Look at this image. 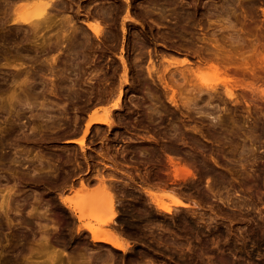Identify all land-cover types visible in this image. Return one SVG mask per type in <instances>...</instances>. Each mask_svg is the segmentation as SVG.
Returning <instances> with one entry per match:
<instances>
[{
  "label": "rangeland",
  "instance_id": "obj_1",
  "mask_svg": "<svg viewBox=\"0 0 264 264\" xmlns=\"http://www.w3.org/2000/svg\"><path fill=\"white\" fill-rule=\"evenodd\" d=\"M29 1L0 0V264H264V68L260 67L264 65V0H153L160 6L156 11H162L165 17L143 13L152 0H131L136 13L134 21H127L126 33L124 0H59L57 7L50 8V13L55 11L51 14L57 23L51 30L39 29L40 39V33L21 20L26 13L32 15L33 5L47 0ZM66 14L74 15L82 33L77 30L76 42L66 40L62 50L54 43L56 34L69 32L61 29L60 18ZM229 16L235 29L228 27ZM90 17L102 22L105 30L101 37L86 26L85 20ZM15 19L21 22L18 20V24ZM81 27L90 31L83 33ZM239 28L241 32L236 30ZM239 32L245 40L243 49L231 39ZM50 34L53 39H49ZM83 35L91 38L87 39L89 44ZM22 36L28 40H22ZM45 36L55 46L47 44L45 38L49 49L45 45L36 49L35 43L43 42ZM77 36L86 46L77 42ZM216 36L234 54L221 65V72L205 64L218 54L208 42ZM253 42L257 43L258 57L251 51ZM122 55L127 66H132L128 67V83L124 84ZM162 56H173L175 60L168 62ZM244 56L250 66L254 63L257 67L255 77L249 73L244 77L243 70L235 73L238 66L244 67ZM46 57L48 62L51 57L58 59L50 66L45 64ZM184 57L194 63L186 67L180 63ZM151 61L156 65L155 79L148 74ZM199 61H206L202 68ZM226 65L230 66L229 74L224 73ZM165 66H169L170 74L163 73ZM159 75L174 84L178 106L170 102L172 88H165ZM227 81H232L228 87L235 82H252L249 84L254 89L233 88L238 97L235 101L226 94ZM121 87L125 92L124 107L113 116L114 126L93 125L83 145L76 142L84 137L85 123L92 111L110 107ZM188 97L194 101L191 106L183 103ZM144 129L151 130V134L155 131L159 139L164 137L161 145L154 143V147L144 140V149H139H147L146 155L129 138L134 133L148 134ZM175 129L177 133L173 132ZM173 133L177 134L176 142L171 140ZM151 149H156L155 153ZM169 157L190 173L175 185L177 193L169 194L161 187L158 191L166 203L183 200L190 205L162 213L140 186L172 182L168 175ZM98 173L114 181L112 187V183H107L113 192L124 190L120 196L117 193L121 199L117 201L120 216L114 227L117 235L131 244L127 251L108 243H95L83 225L107 230L109 227L101 224L92 210L93 217L87 213L89 216L82 221L80 213L70 207L86 193L93 191L91 194L96 195L103 190L97 186ZM143 176H149L148 182H143ZM88 178L94 183L86 192L81 183ZM83 188L85 194L81 192ZM122 217L130 218L129 222L140 218L139 227L129 230V222L119 220Z\"/></svg>",
  "mask_w": 264,
  "mask_h": 264
},
{
  "label": "bare ground",
  "instance_id": "obj_2",
  "mask_svg": "<svg viewBox=\"0 0 264 264\" xmlns=\"http://www.w3.org/2000/svg\"><path fill=\"white\" fill-rule=\"evenodd\" d=\"M57 1H58V4H59V0H47L46 2H44L43 4H42V2L40 1L39 3H41V4H37V5H33L32 6V9H31V11H32V15L31 16H29V15H27V13H26V17H24L21 21H22V23H26L27 25H30V29L32 28H34V31L37 33H40L39 34V39H40V36H42L41 35V31H39V29H41V28H44V29H46V28H49L50 30H51V27L53 26L54 27V25L53 24H56L57 23V21H56V23H55V21H54V19H53V15H54V13H55V11H54V13L53 12H51V13H53V15L50 13V8H55V7H57ZM71 1V0H70ZM76 1V0H75ZM79 1V0H78ZM90 1V0H89ZM99 1V0H98ZM124 1H126L127 2V9H126V16H125V19H124V23H123V32L124 33H126L127 32V27L125 26L126 24H127V21L128 20H130V21H134V10L132 9V5H131V0H124ZM144 1V0H143ZM30 2H33V1H29V3ZM64 2V1H63ZM74 2V1H73ZM28 2H27V4L26 5H30ZM76 3V2H75ZM96 3V2H95ZM156 3L157 2H155V1H153L152 0V3L150 2V4H152V5H146L148 8H145L146 10H145V12H143V13H146V14H156V13H160V16H164V14H163V12L162 11H159V12H157L156 11V9L155 8H157V9H159V7L156 5ZM36 4V3H35ZM64 4H65V2H64ZM64 4H62V6L64 5ZM71 5H72V3H70ZM141 4V3H140ZM60 5H61V1H60ZM60 5H59V9H61V7H60ZM68 5H69V3H68ZM67 5V6H68ZM84 5V4H83ZM82 5V6H83ZM88 5V4H87ZM103 5V4H102ZM165 5V4H164ZM172 5V4H171ZM75 6V5H74ZM80 6V5H79ZM79 6H78V8H79ZM82 6H80V7H82ZM85 6V5H84ZM106 6V5H105ZM117 6V5H116ZM64 7V6H63ZM88 7H89V5H88ZM96 7V6H95ZM94 7V8H95ZM107 7V6H106ZM69 8V7H68ZM82 8H84V7H82ZM87 8V7H86ZM85 8V9H86ZM164 8V7H163ZM226 7H224L223 8V10L225 9ZM48 9H49V12H48ZM64 9V8H63ZM66 9V8H65ZM71 9V8H70ZM81 9V8H80ZM90 9V8H89ZM106 9V8H105ZM108 9V8H107ZM54 10H56V9H54ZM58 10V9H57ZM68 10V9H67ZM73 10V9H72ZM78 10V9H77ZM88 10V9H87ZM94 10V9H93ZM160 10V9H159ZM163 10V9H162ZM51 11H52V9H51ZM165 11V10H164ZM79 12H81V11H79ZM101 12H103V11H101ZM137 12H139V11H137ZM142 12V11H141ZM73 13V12H72ZM89 13V12H88ZM104 13V12H103ZM116 13V12H115ZM136 13V12H135ZM196 13V12H195ZM62 14V13H61ZM69 14V13H68ZM68 14H66L65 16H63L62 17V19L60 18V20L61 21H63V23H62V26H61V29H62V32L63 31H69L68 33L66 32V33H60V34H62V35H60V34H56L57 35V40L55 39V43H54V41H50V42H48V40L49 39H53V38H51V36H52V34H54V33H52V34H50V38L47 40V35L42 39V41L45 39L47 42V44H50V43H52V45H53V47L55 46L54 44H59L62 48L64 47V46H62V44H64L65 45V42H66V40L68 41V42H70V43H74V42H76V41H74V38L76 37L75 36V34H76V32H80V28H79V30H78V26H77V22H75V20L74 19H76V18H74L73 16L74 15H72V14H70V15H72V16H69ZM74 14H76V13H74ZM78 14V13H77ZM76 14V15H77ZM56 15V14H55ZM68 15V16H67ZM107 15V14H106ZM141 15V14H140ZM180 15H182V13L180 14ZM195 15V14H194ZM21 16V15H20ZM25 16V15H24ZM67 16V17H66ZM90 16V15H89ZM186 16V15H185ZM192 16V15H191ZM75 17H77V16H75ZM95 17V16H94ZM92 18V20H91V17H90V20H85V24H86V26L95 34V36H97V37H101V34L103 33V31L105 30V28L102 26L103 24H101L102 22H100V20H99V18L97 17V18ZM138 17V16H137ZM143 17V16H142ZM146 17V16H145ZM165 17V16H164ZM181 17V16H180ZM17 18V17H16ZM20 18V17H19ZM54 18H56V16L54 17ZM103 18V17H102ZM192 19H193V16L191 17ZM21 19V18H20ZM20 19H18L19 20V22H21L20 21ZM140 19H141V17H140ZM166 19V18H165ZM16 20V19H15ZM18 20H16L15 22L16 23H18L19 24V22H18ZM55 20H57V19H55ZM78 20V19H77ZM84 20V19H83ZM159 20V19H158ZM161 20V19H160ZM159 20V21H160ZM158 21V22H159ZM219 21V20H218ZM217 21V22H218ZM226 21H227V24H228V27H230L231 29H235V27H236V24H234L233 22H232V20L230 19V16L228 17V18H226ZM212 22H216V19H215V21L214 20H212ZM211 22V23H212ZM22 23H20V24H22ZM176 23H177V21H176ZM17 24V25H18ZM175 24V23H174ZM188 24H189V22H188ZM187 24V25H188ZM197 24V23H196ZM24 25V24H23ZM26 25V26H27ZM33 27H32V26ZM58 25V24H57ZM57 25H55V27H58ZM79 25V24H78ZM82 25H84V24H82ZM159 25V24H158ZM177 25V24H176ZM186 25V26H187ZM193 25V24H192ZM202 25V24H201ZM211 25V24H210ZM196 26V25H195ZM194 26V27H195ZM29 27V26H28ZM181 27V26H180ZM59 28H60V26H59ZM64 28H65V30H64ZM68 28V29H67ZM82 28V27H81ZM182 28V27H181ZM19 29V28H18ZM29 29V28H28ZM61 29H60V31H61ZM71 29V30H70ZM83 29V33H84V30H85V28H82ZM48 30V29H47ZM78 30V31H77ZM89 30V31H90ZM182 30V29H181ZM180 30V31H181ZM236 30H240V32L242 31V28L240 29H236ZM30 31V30H29ZM33 31V30H32ZM32 31H30V32H32ZM46 30H44V32H45ZM71 31V32H70ZM85 31H88V29L87 30H85ZM88 31V32H89ZM111 31V30H110ZM170 31H171V29H170ZM116 32V31H115ZM240 32H239V34L236 36V37H234V36H231V39L234 41V42H232L233 44L235 43V41H236V43H238V44H240V47H241V45H242V49H243V46L245 45V40H243L242 38V36L243 35H241L240 34ZM19 33V32H18ZM56 33V32H55ZM80 33H82V32H80ZM114 33V32H113ZM204 33V32H203ZM33 34H35V33H33ZM215 34L216 33H214V35L213 36H215ZM237 34V33H236ZM18 35V34H17ZM36 35V34H35ZM233 35V34H232ZM241 35V36H240ZM16 36V35H15ZM24 36V35H23ZM22 36V37H23ZM33 36V35H32ZM31 36V37H32ZM38 36V35H37ZM44 36V35H43ZM54 36V35H53ZM59 36V37H58ZM61 36V37H60ZM204 36H206V37H208L207 35H203V37ZM24 37H26V36H24ZM23 37V39L22 40H26V38H29V37H26V38H24ZM48 37H49V35H48ZM83 37H87L85 40H87V39H91L90 37H88L87 35L86 36H84L83 35ZM202 37V38H203ZM203 38L205 41H206V39L207 38ZM36 38V37H35ZM76 39V38H75ZM77 39H78V36H77ZM82 39V38H81ZM5 40V39H4ZM7 40V39H6ZM28 40V39H27ZM26 40V41H27ZM37 41H39L38 39H36ZM45 40L43 41V42H39V43H35V44H37L38 45V47L36 48V49H38L39 48V46H44L46 43H45ZM79 40V39H78ZM83 40H84V38H83ZM89 40H87V44H89L88 43V41ZM8 41V40H7ZM93 41V40H92ZM220 40H219V38H217V36H216V38L215 37H212V38H209L208 39V42H209V44H212L214 47H216L217 49L216 50H218V54H216L217 56H215L214 55V57L216 58V59H211L210 61H209V59H208V61L205 63L204 61H199V65H201V68H202V64H206L208 67H210L211 69H214L216 72H221V65H224L223 63H227V62H229L230 61V59L232 58V56L234 57V54H230L231 53V51L230 50H228V49H226V46L224 45V44H222V43H220L219 42ZM258 41V40H257ZM23 42H25V41H23ZM77 42H79V44L81 45L82 43H83V41L80 43V40L79 41H77ZM84 42V43H85ZM90 42V41H89ZM54 43V44H53ZM92 43V42H91ZM254 44H253V50H251L254 54H255V56L258 54H260V53H257V52H259V51H257V49H258V46H257V43L256 42H253ZM46 44V45H47ZM68 44V43H67ZM66 44V45H67ZM205 44V43H204ZM37 45H35V46H37ZM46 45L44 46V47H46ZM52 45H50L51 47H52ZM71 45H76V44H71ZM80 45H77V46H79V47H81ZM83 45V44H82ZM85 46H86V44H84ZM84 45H83V47H84ZM148 45V44H147ZM207 45V43L205 44V46ZM260 45V44H259ZM49 46V45H48ZM58 47V48H60L61 49V47ZM209 46V45H208ZM50 47V48H51ZM57 47V46H56ZM88 47V46H87ZM133 47V46H132ZM21 48H23V47H21ZM26 48V47H25ZM24 48V50H26ZM40 48H42V47H40ZM65 48V47H64ZM64 48L62 49V50H64ZM66 48H67V46H66ZM69 48V47H68ZM82 48V47H81ZM45 49H49L48 47H46ZM80 49V48H79ZM87 49V48H86ZM215 49V48H214ZM38 50H40V49H38ZM57 50V49H56ZM68 50H72V48H70V49H68ZM83 51L85 50V49H82ZM89 50V49H88ZM124 50V49H123ZM209 50V49H208ZM259 50V49H258ZM51 51V50H50ZM73 51V50H72ZM76 51V50H75ZM83 51H81V52H83ZM214 51V50H213ZM19 52H20V49H19ZM77 52V51H76ZM251 52V53H252ZM20 53H22V52H20ZM42 54H43V52H41ZM69 53V52H68ZM72 53V52H71ZM71 53H69V54H71ZM74 53V52H73ZM91 53V52H90ZM150 53V52H149ZM233 53V52H232ZM17 54V53H16ZM19 54V53H18ZM214 54V53H213ZM41 55V54H37V57H39V56ZM44 55H46V54H44ZM187 55V54H186ZM249 55H252V54H249ZM36 56V55H35ZM151 57H150V59L152 60V58H153V55L151 54L150 55ZM31 57V56H30ZM40 57H43L42 55L40 56ZM83 57V56H82ZM163 57V59L165 60V61H168V62H170V60L172 59V58H174L173 56H170V57H167V56H162ZM187 57H188V55H187ZM187 57H184L183 59H181L182 61L180 62V63H182L183 65L185 64V66L187 67V65L188 64H193L194 62H192L191 60H190V58H187ZM213 57V58H214ZM249 57V56H248ZM253 57H254V55H253ZM256 57H258V56H256ZM34 58V57H33ZM44 58V57H43ZM47 58V57H46ZM50 58V57H49ZM60 58V57H59ZM85 58V57H84ZM121 61L123 62V64H124V66H125V75L123 76V80H122V84H124V82L126 83H128V80H129V78H128V67H130V66H127V59L124 57V55H122L121 57ZM206 58V57H205ZM208 58V57H207ZM218 58V59H217ZM36 59V58H35ZM34 59V60H35ZM45 59V58H44ZM58 59V57H51V59H49L50 61L48 62V58H47V61L45 60V64H47V65H50V66H52V65H54V63L56 62V60ZM82 59V58H81ZM202 59H204V58H202ZM257 59V58H256ZM33 60V59H32ZM39 60H40V58H39ZM38 60V61H39ZM173 60H175V59H172V61ZM176 60H177V58H176ZM226 60V61H225ZM233 60V59H232ZM243 60H244V63H243V65H244V67H242V68H240L238 65V67L236 68V70H235V73L237 74V73H240V72H238V70H243V72H241L243 75H244V77H246L247 75L246 74H253V76L255 77V75L257 74V67H254V63L252 64V66H250V62L246 59V56H244L243 57ZM178 61H179V59H178ZM40 62H41V64L42 65H44L43 63H42V60H40ZM82 62V61H81ZM231 62H233V61H231ZM50 63V64H49ZM166 63V62H165ZM175 63V62H174ZM174 63H172L171 62V64H173L174 65ZM179 62H177L176 64H180ZM79 64V63H78ZM166 64H168V63H166ZM230 64H232V63H230ZM38 65V64H37ZM41 65V66H42ZM73 65V64H72ZM169 65H170V63H169ZM199 65H197V66H199ZM229 65V64H228ZM228 65H226L225 66V69H226V71L224 72V73H227L229 70H230V66H228ZM233 65V64H232ZM235 65V64H234ZM240 65V64H239ZM23 65H21V67H22ZM71 66V65H70ZM76 66H77V64H76ZM155 63H154V61H151V64L148 66V74H149V76H151L152 77V79H155L154 78V73L156 72V70H155ZM172 66V65H171ZM175 66V65H174ZM177 66V65H176ZM184 66V67H185ZM190 66V65H189ZM193 66V65H192ZM259 66V65H258ZM20 67V68H21ZM49 67V66H48ZM54 67V66H53ZM53 67H51V69L53 68ZM132 67V66H131ZM130 67V68H131ZM169 66H165V69H164V72L163 73H165V72H169V74H170V72H172L169 68H168ZM179 67V66H178ZM185 67V68H186ZM195 67V66H194ZM203 67H204V65H203ZM207 67V68H208ZM260 67L261 68H264V65H260ZM42 68V67H41ZM40 68V69H41ZM44 68V67H43ZM115 68V67H114ZM171 68V67H170ZM189 68V67H188ZM190 68L192 69L193 67H191L190 66ZM197 68V67H196ZM199 68V67H198ZM223 68H224V66H223ZM24 69V68H23ZM45 69V68H44ZM50 69V68H49ZM178 69V68H177ZM180 69V68H179ZM182 69V68H181ZM180 69V70H181ZM190 69V70H191ZM22 69H20V71H21ZM34 70V69H33ZM42 70V69H41ZM57 70V69H56ZM174 70V69H173ZM176 70V69H175ZM184 70V69H183ZM186 70H188V69H186ZM260 70H262V69H260ZM259 70V71H260ZM24 72H25V69L23 70ZM32 71V70H31ZM26 72L28 73V70H26ZM45 72V71H44ZM188 73H189V71H187ZM222 72H223V70H222ZM41 73V72H40ZM182 73V75L183 76H185L186 74V72L184 73L183 71L181 72ZM231 73V72H230ZM234 73V74H235ZM29 74V73H28ZM51 74V73H50ZM193 74V73H192ZM223 74V73H222ZM227 74H229V73H227ZM172 75H173V73H172ZM191 75V74H190ZM233 75V74H232ZM246 75V76H245ZM258 75V74H257ZM41 76V75H40ZM165 76V75H164ZM163 75H159V78H160V80L162 81V84H163V82H165V84H164V86H165V88H169V89H171L172 91H173V93H172V96L169 98V100H170V102L173 104V105H175V106H178V100L176 99L177 97H176V94H177V89L176 88H174V84H172L171 85V83L167 80V81H165V80H163V77H164ZM257 77V76H256ZM94 78V77H93ZM233 78V77H232ZM231 77H230V79H232ZM236 78H239V77H236ZM241 78V77H240ZM239 78V79H240ZM244 79V78H243ZM228 80V79H227ZM81 81V80H80ZM176 80H174L173 82H175ZM237 81V80H236ZM246 81V80H245ZM244 81V82H245ZM75 82V81H74ZM113 82V81H112ZM133 82V81H132ZM232 82V81H231ZM230 81L228 82H226V94H227V96L230 98V99H234L235 98V101H236V99L238 98V97H236V94H235V92H234V90H233V88H238V86L240 87H242V88H248V89H250L252 86L250 85V84H252V82H249L248 83V81H247V84H240V85H237L236 84V82H235V85L232 83L231 85H233L232 87H228V85H229V83H231ZM240 82H242L241 80H240ZM244 82H242V83H244ZM246 83V82H245ZM75 84V83H74ZM253 85V84H252ZM78 86H80V85H78ZM178 86H179V84H178ZM236 86V87H235ZM73 88V87H72ZM209 89H210V87H208ZM253 88V87H252ZM251 88V89H252ZM204 89V88H203ZM206 89V88H205ZM212 89V88H211ZM254 89V88H253ZM117 90V89H116ZM115 90V91H116ZM261 90H263V89H261ZM74 91V90H73ZM203 91V90H202ZM208 91V90H207ZM117 92V91H116ZM149 92V91H148ZM209 92V91H208ZM262 92V91H261ZM264 92V91H263ZM124 91H123V88L121 87L120 88V91H119V94H118V98H117V100H116V102H114L110 107L108 106H106V107H103V109H101L102 111H103V113H102V111L101 110H93L92 111V113L89 115V117H88V119H87V121H86V123H85V125H86V128H85V133L83 134L84 135V137L82 138V139H79V140H76V142H79V143H81L82 145H83V143H84V141H85V136L89 133V131H90V127H92L93 125H97V124H107V125H109L111 128H112V126H114L113 124H114V122H115V119H113L114 117H115V115L117 114L118 115V110L119 109H121V107L123 106V104H122V101H123V96H124ZM150 93V92H149ZM203 93V92H202ZM116 94V93H115ZM114 94V95H115ZM108 95V94H107ZM113 95V96H114ZM117 95V94H116ZM238 96V95H237ZM82 97V96H81ZM107 97V96H106ZM113 98V97H112ZM189 98V97H188ZM107 99V98H106ZM115 99V98H114ZM191 100L192 99H187L186 101L184 100V102L183 103H185V105H187V106H191L192 105V103L194 102H191ZM238 100V99H237ZM100 101V100H99ZM240 101V100H239ZM74 102V101H73ZM238 102V101H237ZM102 103V102H101ZM154 103V102H153ZM96 104V103H95ZM195 105V104H194ZM157 106V105H156ZM159 106V105H158ZM157 106V107H158ZM124 107V106H123ZM149 107V106H148ZM155 108V107H154ZM189 108V107H188ZM153 109V108H152ZM171 109V108H170ZM128 110H130V109H128ZM88 111V110H87ZM101 111V112H100ZM174 111V110H173ZM160 112V111H159ZM145 114V113H144ZM156 114V113H155ZM158 114V113H157ZM160 115V114H159ZM114 116V117H113ZM143 118V117H142ZM138 121V120H137ZM137 123V122H136ZM135 123V125H137ZM140 123V122H139ZM145 124V123H144ZM141 125V124H140ZM100 126V125H99ZM135 127V126H134ZM147 127V126H146ZM151 127V126H150ZM174 127H175V125H174ZM174 127H172L173 129H174ZM93 128V127H92ZM99 128V127H98ZM155 128V127H154ZM142 129V128H141ZM144 130H146V129H144ZM156 130V129H155ZM171 130V129H170ZM116 131V130H115ZM162 131H165V129L164 130H162ZM176 131V129L173 131V132H175ZM153 133L155 132V131H152ZM158 132V131H157ZM172 132V131H171ZM227 132V131H226ZM238 132V131H237ZM146 133H148V134H145V133H143V134H139V133H134L133 134V136H135V137H133V136H131V137H129V136H126V138L127 137H129V138H133L132 139V141H135V142H137V143H135L136 144V149H137V147H138V149H139V147L141 148V147H143V146H145V143H144V145H142V143L144 142V140H148V141H150L151 143H153V144H151L150 142V144H151V146H153L154 145V143H156V146L158 145V146H160L161 144H160V140L161 139H163L164 137L163 136H161L160 138L161 139H159L158 137L159 136H157V134L156 133H152L151 134V130H146ZM161 133V132H160ZM160 133H158V134H160ZM165 133V132H164ZM168 133V132H167ZM176 133H177V131H176ZM176 133H173V137L171 138V140L173 141V142H176L177 141V134ZM161 135V134H160ZM208 135V134H207ZM157 136V137H156ZM181 136V135H180ZM169 137V136H168ZM108 138V137H107ZM135 138V139H134ZM140 138L142 139V140H140ZM166 138V137H165ZM105 139V138H104ZM129 140V139H128ZM73 141V140H72ZM229 141V140H228ZM141 142V143H140ZM107 143V142H106ZM129 145V144H128ZM127 145V146H128ZM109 146V145H108ZM149 147V146H148ZM154 147V146H153ZM152 147V148H153ZM162 147V146H161ZM159 148V150L160 149H162V148ZM151 148V147H150ZM156 148V147H155ZM142 149H144V147L142 148ZM140 150L139 149V151H141V153L142 154H145L146 155V153H147V149L146 150ZM152 151L151 152H154L156 149H151ZM154 150V151H153ZM174 150V149H173ZM107 152V151H106ZM128 152V151H127ZM138 152V151H137ZM158 152V151H157ZM149 153V152H148ZM155 153V152H154ZM121 154H123V153H121ZM133 154V153H132ZM125 158V157H124ZM123 158V159H124ZM152 158V157H151ZM170 158V157H169ZM140 160V159H139ZM154 160V159H153ZM115 161V160H114ZM117 162V161H116ZM169 162H170V165H171V170H170V172L168 173V175L171 177V180H172V182H165L164 184H161V186H160V184H157V185H153L152 183V185L153 186H144L143 188H142V185L140 186L141 187V192H143L144 193V195L145 196H147V198H150V200L152 201V203L155 205V207H156V209H158L159 211H161L162 213L164 212V213H172V212H174L175 210L174 209H179V208H184V207H189V201L188 202H186V201H183V200H176L174 203H166L165 201H164V195L160 192V191H158V187H161V188H163V189H166L168 192H169V194L171 193H174V192H176L177 191V186H175V185H177L179 182H180V180H181V178H183V177H185L187 174H189L190 173V171L189 170H187V169H184L185 167L182 165V167H181V165H180V163L179 162H177V160L176 159H174V158H170L169 159ZM141 164V163H140ZM169 165V166H170ZM111 166V165H110ZM109 166V167H110ZM184 167V168H183ZM114 169H115V167H114ZM99 171V170H98ZM138 171V170H137ZM116 172V171H115ZM110 173V172H109ZM140 173V172H139ZM148 173H149V171H148ZM97 174V173H96ZM100 174V175H99ZM147 174V173H146ZM148 175V174H147ZM192 175V174H191ZM97 176V178H95V179H98V182H99V185L97 184V186L99 187V189L101 190V189H103V190H101V192H99L98 190V192L99 193H97L96 195L94 194V195H92L91 193H93V191H91V193L90 192H88V193H86V195L83 197V199H82V197H80L81 198V200L79 199V197L77 198V199H79V202L77 203V204H75V206L74 205H72V206H70L71 207V209L75 212V213H80V219L83 221V217L84 216H89V215H91V217H93V216H96V214H98V216L100 217V219L98 220L99 222H101V224H103V225H105V226H108L109 227V229L107 230L106 228L105 229H103V227L102 228H99L98 226L97 227H95V226H92V225H90V224H85V225H83L84 227H85V229H87V231H89L90 233H91V235H92V239H93V241H95V243L96 242H104V243H108V244H111L114 248H116V249H119V250H122V251H127L128 250V247H129V245H131L128 241L127 242H124L122 239H121V236H118L117 235V231H116V228L114 227V224H115V222H117V223H119L118 222V217L120 216V214L118 213L119 211H118V207H117V201H120L121 199H119V197L117 198V196L119 195H121L122 193L124 194V190L122 189V190H119L118 192H120V193H118V195H117V193H116V191H114L113 192V190H111V189H109L110 187H112V185L114 184L113 182V180L111 179V181L109 180L108 181V179H107V177L106 176H104V173H98V175H96ZM96 176H94V177H96ZM108 176V175H107ZM139 176V175H138ZM169 176H168V178H169ZM147 177H149V176H147ZM147 177H145V176H143V178H144V183L145 182H148V179H147ZM162 177V176H161ZM153 178V177H152ZM167 178V179H168ZM186 178V177H185ZM157 179V178H156ZM129 180V179H128ZM128 180H126V181H128ZM133 180V179H132ZM113 181V182H112ZM165 181V180H164ZM92 182L94 183V180H92V178H88V179H85V181L83 180L82 181V183L81 184H83L82 186H84V188H85V190H86V192L88 191L86 188L89 186V185H91L92 184ZM122 182V181H121ZM107 183H112L111 184V186L109 187V184H107ZM120 183V182H119ZM125 183V182H124ZM126 183H128V182H126ZM125 183V184H126ZM185 183V182H184ZM116 184H117V182H116ZM147 185L149 184V183H146ZM155 184V183H154ZM95 185H96V182H95ZM115 185V184H114ZM136 185V184H135ZM145 185V184H144ZM180 185V184H179ZM217 185V184H216ZM102 186V187H101ZM119 186V185H118ZM130 186V185H129ZM138 186V187H139ZM97 187V188H98ZM113 187H115V186H113ZM116 187H117V185H116ZM115 187V188H116ZM82 188V187H81ZM84 188L83 189H81V192H82V190H84ZM89 189V188H88ZM119 189V188H118ZM121 189V188H120ZM157 189V190H156ZM79 192V191H78ZM78 192H76V194L78 195ZM82 193H84L85 194V191L84 192H82ZM165 193V192H164ZM177 193V192H176ZM167 193H165V195H166ZM77 195H75V196H77ZM82 195V194H81ZM60 196V195H59ZM80 196V195H79ZM70 197V196H69ZM68 198V197H67ZM72 198H73V196H72ZM75 198V197H74ZM68 199H70V198H68ZM77 199H76V201H77ZM143 199V198H142ZM70 200H72V199H70ZM75 201V202H76ZM123 201V200H122ZM150 201V202H151ZM71 202V201H70ZM148 202V201H147ZM74 204V203H73ZM150 204V203H149ZM70 205H71V203H70ZM120 205V204H119ZM148 206V205H147ZM149 207V206H148ZM91 210H92V213H94L93 214V216H92V214H90V212H91ZM174 210V211H173ZM89 211V212H88ZM94 211V212H93ZM126 212H127V210H125ZM136 211V210H135ZM134 211V212H135ZM139 211V210H138ZM138 211H136L135 213H137ZM131 212V211H130ZM129 212V213H130ZM87 213H89V215H87ZM96 213V214H95ZM121 213V212H120ZM86 214V215H85ZM193 214V213H192ZM123 215V214H122ZM142 216V215H141ZM148 216V215H147ZM97 217V216H96ZM96 217H94V218H96ZM72 218V217H71ZM137 218V217H136ZM122 219H124L123 221L124 222H129V220H130V218H121V219H119V220H122ZM134 219V218H133ZM133 219H131V221L129 222V223H127L128 225H129V230H131V229H133L134 227H135V229H136V227L138 228L139 227V219L138 220H133ZM150 219V218H149ZM159 221H161V220H159ZM116 223V224H117ZM125 224V223H124ZM126 224V225H127ZM94 225V224H93ZM141 225V224H140ZM154 225V224H153ZM156 225V224H155ZM104 226V227H105ZM166 226V225H165ZM156 227V226H155ZM112 228V229H111ZM113 228L115 229V230H113ZM120 228V227H119ZM122 228H123V226H122ZM131 228V229H130ZM141 228V227H140ZM145 228V227H144ZM163 228V227H162ZM167 228V227H166ZM111 229V230H110ZM84 230V229H83ZM120 230V229H119ZM128 230V229H127ZM127 230H126V228H125V226H124V228H123V231H125L126 233H128L127 232ZM134 231V230H133ZM155 231V230H154ZM125 232H120V233H125ZM130 232V231H129ZM132 232V231H131ZM135 232V231H134ZM123 236V235H122ZM131 236V235H130ZM87 237V236H86ZM85 237V238H86ZM132 237V236H131ZM173 238V237H172ZM130 239V238H129ZM135 239H137V238H135ZM170 239V238H169ZM82 241V240H81ZM171 241V240H170ZM141 242H142V240H141ZM162 243V242H161ZM164 243V242H163ZM85 244V243H84ZM99 244V243H98ZM167 244V243H166ZM95 245V244H94ZM149 245V244H148ZM165 245V244H164ZM179 245V244H178ZM151 246V245H150ZM171 247V246H170ZM95 253V252H94ZM110 253V252H109ZM142 253V252H141ZM96 254V253H95ZM148 254V253H147ZM55 257V256H54ZM106 257V256H105ZM144 257V256H143ZM152 257V256H151ZM61 258V257H60ZM63 258V257H62ZM61 258V259H62ZM108 259H109V257H107ZM110 258H111V256H110ZM114 259V258H113ZM131 259V258H130ZM154 259V258H153ZM90 260V259H89ZM89 260H88V263H89ZM98 260V259H97ZM142 260V259H141ZM131 261V260H130ZM94 262H95V260H94ZM106 262H109V261H106ZM148 262V261H147ZM157 262V261H156ZM96 263V262H95ZM125 263V262H124ZM145 263V262H144ZM150 263V262H149ZM93 264V263H92ZM100 264V263H99ZM104 264V263H103ZM106 264V263H105ZM110 264V263H109ZM146 264H148V263H146Z\"/></svg>",
  "mask_w": 264,
  "mask_h": 264
}]
</instances>
